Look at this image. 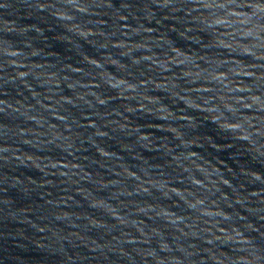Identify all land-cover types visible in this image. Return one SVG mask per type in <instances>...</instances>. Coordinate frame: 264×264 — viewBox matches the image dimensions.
Here are the masks:
<instances>
[{"label":"water","instance_id":"water-1","mask_svg":"<svg viewBox=\"0 0 264 264\" xmlns=\"http://www.w3.org/2000/svg\"><path fill=\"white\" fill-rule=\"evenodd\" d=\"M0 264H264V0H0Z\"/></svg>","mask_w":264,"mask_h":264}]
</instances>
